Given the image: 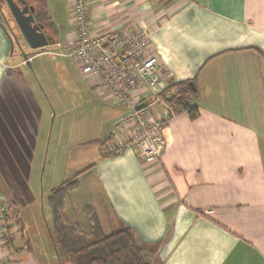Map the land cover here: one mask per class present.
<instances>
[{
  "label": "crops",
  "instance_id": "1",
  "mask_svg": "<svg viewBox=\"0 0 264 264\" xmlns=\"http://www.w3.org/2000/svg\"><path fill=\"white\" fill-rule=\"evenodd\" d=\"M87 2L92 34L145 28L168 83L198 89L191 103L199 114L170 118L160 160L141 164L132 149L115 154L103 143L126 112L116 105L104 138L82 145L68 177L92 166L84 173L99 184L96 205L113 230L126 224L139 241L159 244L153 264H264V0ZM47 5L64 50L74 31L70 0ZM12 44L0 23V151L9 153L4 163L21 182L29 166L23 153L43 110L21 69L28 60L22 52L11 57ZM97 95L108 101V92ZM165 112L161 104L152 108L154 117ZM27 198L21 187L13 194L0 189V229L16 228L8 244L0 232V264H40L17 235Z\"/></svg>",
  "mask_w": 264,
  "mask_h": 264
},
{
  "label": "rangeland",
  "instance_id": "2",
  "mask_svg": "<svg viewBox=\"0 0 264 264\" xmlns=\"http://www.w3.org/2000/svg\"><path fill=\"white\" fill-rule=\"evenodd\" d=\"M0 6L9 17L14 31L11 33V57L21 52L20 43L30 57V63L26 61L21 69L25 78L30 80L33 96L43 110L39 130L32 137L33 143L28 144L30 151L23 153L29 166L24 170L25 164H22L21 182H15L17 177L10 175V170L4 163V158H8L9 153L0 151V189L3 194H13L14 189L21 187L23 194H30V198L24 199L25 204L20 206L19 217L22 221L17 235L21 234L23 239L20 241L39 259L40 264H74L65 256L62 257V263L59 262L53 247L49 233L52 228V210L48 195L53 187L69 176L72 170L71 167L68 171L69 164L78 150L83 148L82 145H93L96 139L104 138L106 129L113 122L112 111L116 105L111 101L101 100L91 82L84 76L77 59L27 46L22 33L10 17L6 1L0 0ZM1 16L0 13V20L3 21ZM90 174H81L77 187L67 195V212L85 225L88 220L84 215L91 208L94 209L92 212H100V217L105 222L104 230L108 233L113 230L107 222L109 214L95 203L99 184ZM11 201L4 202L10 204ZM12 227L14 231L4 233L3 241L13 240L15 223Z\"/></svg>",
  "mask_w": 264,
  "mask_h": 264
},
{
  "label": "built area",
  "instance_id": "3",
  "mask_svg": "<svg viewBox=\"0 0 264 264\" xmlns=\"http://www.w3.org/2000/svg\"><path fill=\"white\" fill-rule=\"evenodd\" d=\"M70 10L74 31L64 50L59 49L60 41L40 50L77 59L95 90L108 92L105 99L126 109L114 122L111 139L104 142L109 152L132 149L141 164L160 160L165 125L176 115L169 103L175 90L169 88L159 69V58L151 51L150 33L145 28L126 27L92 34L87 0H70ZM52 45L57 49H51ZM158 104L166 112L154 117L152 108ZM5 231L1 227L2 235Z\"/></svg>",
  "mask_w": 264,
  "mask_h": 264
},
{
  "label": "trees",
  "instance_id": "4",
  "mask_svg": "<svg viewBox=\"0 0 264 264\" xmlns=\"http://www.w3.org/2000/svg\"><path fill=\"white\" fill-rule=\"evenodd\" d=\"M28 1L35 5L36 20L44 25L46 32L56 41L57 27L49 12L47 0ZM174 87L176 90L169 103L176 114L187 111L192 117H196L199 111L192 106L191 100L199 95L198 89L189 81L173 84L169 82V88ZM90 167L92 166L66 178L53 187L48 195L52 210V228L49 229V233L59 262L62 263V257L65 256L74 264H153L150 256L157 252L159 244L139 241L130 226L123 224L107 233L91 209L87 212L89 217L87 226L69 216L67 195L77 187L78 177ZM9 241V239L5 240L7 243Z\"/></svg>",
  "mask_w": 264,
  "mask_h": 264
},
{
  "label": "water",
  "instance_id": "5",
  "mask_svg": "<svg viewBox=\"0 0 264 264\" xmlns=\"http://www.w3.org/2000/svg\"><path fill=\"white\" fill-rule=\"evenodd\" d=\"M8 6L10 17L13 19L17 25L19 31L22 33L23 38L29 47L33 49H40L48 44L55 42V39L52 35L46 32L44 25L38 22L35 18V5L28 2V0H5ZM0 13L3 21L0 20V23L5 27V30L11 38L13 43V38L11 35L14 33L11 26V21L9 17L5 14L3 9L0 6ZM12 33V34H11ZM13 36V35H12ZM20 45V51L24 58L29 62L28 55L25 53L23 46ZM140 104L138 107L142 106Z\"/></svg>",
  "mask_w": 264,
  "mask_h": 264
},
{
  "label": "flooded vegetation",
  "instance_id": "6",
  "mask_svg": "<svg viewBox=\"0 0 264 264\" xmlns=\"http://www.w3.org/2000/svg\"><path fill=\"white\" fill-rule=\"evenodd\" d=\"M29 2V1H28Z\"/></svg>",
  "mask_w": 264,
  "mask_h": 264
}]
</instances>
